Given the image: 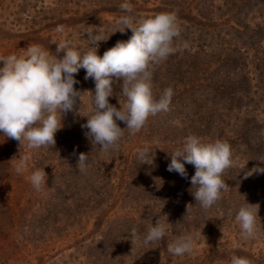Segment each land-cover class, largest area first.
Listing matches in <instances>:
<instances>
[{"label": "rangeland", "instance_id": "1", "mask_svg": "<svg viewBox=\"0 0 264 264\" xmlns=\"http://www.w3.org/2000/svg\"><path fill=\"white\" fill-rule=\"evenodd\" d=\"M201 1L129 0L133 11L124 13L120 4L125 0H0V56L22 55L31 44L55 53L62 38L71 40L72 46L83 52L89 27L105 40L98 45L97 54L102 56L117 41L130 37L117 31L120 26L116 20L121 15L139 21L176 11L181 26L175 54L153 66L160 68L159 75L153 76L154 94L159 97L164 89L173 88L172 113L168 110L149 117L134 136L125 132L119 152L109 156L101 154L99 146L87 138L78 143L77 154H89L85 172L78 169L79 174L70 180L61 174L56 178L60 171L69 169L62 159L68 149L57 139L52 148L30 150L25 143L19 145L0 132V264H118L116 260L121 258L130 264H230L233 255L264 264V229L255 238L243 239L236 220L246 201L260 205L258 215L264 224V173L246 175L254 167H264V4L260 11L253 9L250 14L251 29L256 25L262 28L256 42L249 38V31L244 35L230 29L225 34L223 26H231L234 15L233 10L224 7L228 0H214L213 17L217 15L220 20L200 28L192 8ZM59 25L64 26V33L55 31ZM184 42L187 48L182 47ZM179 57L184 72L181 78L174 74ZM233 71L235 77L230 75ZM85 75L84 69L75 75L79 83L74 88L82 93L81 99L72 111L61 113L59 131L75 121L87 122V92L94 94L95 83L92 78L85 80ZM246 77V99L237 106L230 104L221 84L230 90ZM121 84L114 82V95L109 98L117 108L118 99L124 100L118 95ZM199 115L211 117L200 120ZM117 123L122 129L126 127L123 122ZM188 135L199 136L205 142L225 140L233 150L235 165L223 175L231 191L206 212L188 187L194 166L185 164L187 178L167 170L171 153ZM145 146L155 151L152 165L141 164L138 159L137 149ZM26 154L30 155L27 171L17 174L11 160ZM40 167H44L48 178L37 191L29 176ZM61 179L70 182L63 184ZM55 183H61L62 190L57 191ZM189 204L193 207L187 210ZM180 210L182 219L174 221V212ZM162 216H167L172 227L161 242L143 246L130 241L133 228L143 236L157 219H164ZM115 225L119 226L118 239L122 243L119 256L117 252L89 251L86 244L80 245L99 239L100 231ZM186 233L195 240L193 252L183 256L169 253L168 245ZM259 257L261 262L257 261Z\"/></svg>", "mask_w": 264, "mask_h": 264}, {"label": "clouds", "instance_id": "2", "mask_svg": "<svg viewBox=\"0 0 264 264\" xmlns=\"http://www.w3.org/2000/svg\"><path fill=\"white\" fill-rule=\"evenodd\" d=\"M124 13H131L133 5L129 0L120 4ZM118 32L130 29L132 35L127 41H117L102 56L97 54L99 42L105 41L100 32L89 27L86 50L81 52L72 46V41L62 38L56 44L55 53L39 44H31L22 50V55L0 56V132L5 137L25 143L28 149L54 147L55 134L62 128L61 113L73 110L82 93L74 88L79 81L75 75L81 69L86 72L85 80L92 78L94 94L90 97L86 124V138L104 156L117 153L125 136L136 135L147 123L149 117L167 112L174 95L173 88L164 89L159 97L154 94L153 66L166 61L175 54L177 38L181 33L176 11L157 13L136 21L131 15L117 18ZM57 33H64L63 25L57 26ZM116 31V32H117ZM108 39V38H107ZM187 48V42L182 44ZM60 53H63L62 57ZM122 81L118 95L119 108L109 103L113 97V84ZM117 121L126 127L121 128ZM158 143V142H157ZM141 164H153L155 151L148 146L137 149ZM169 172L175 171L182 178L188 174L185 164H191L195 173L190 183L196 188L193 198L205 212L231 191L223 179L225 171L235 165L231 145L221 139L205 142L201 137L188 135L170 155ZM30 155L12 158L17 174L27 171ZM78 169L85 172L89 167V154L81 153ZM264 173V167H254L246 175ZM47 174L44 167L36 168L29 176L32 186L41 190L46 185ZM245 199V198H244ZM193 207L187 205V210ZM259 204L245 201L237 214L243 239L255 238L264 224L258 215ZM231 215V211H229ZM157 219L141 236L136 228L130 232V241L143 246L161 241L172 224L167 216ZM195 240L191 233L176 238L168 245V252L175 256L191 254ZM230 264H253L247 257L233 255Z\"/></svg>", "mask_w": 264, "mask_h": 264}, {"label": "trees", "instance_id": "3", "mask_svg": "<svg viewBox=\"0 0 264 264\" xmlns=\"http://www.w3.org/2000/svg\"><path fill=\"white\" fill-rule=\"evenodd\" d=\"M240 2V3H239ZM214 4V0H202L201 3H199V5L197 6H193V10L195 11L194 13V18L197 20L196 25H198L200 28L201 27H207V26H213V21L217 23V20H220L219 17H213V12H212V7ZM262 4H264L263 0H228L225 4L224 7L225 9H230L234 11V15H233V21H232V25H225L223 26V28L225 27V34H229V30L233 29L235 33L237 34H244L249 31V38H255V41L257 42L260 36H261V31L262 28L260 27V25H256L253 29H251V26L249 24V20H253L252 17L250 16L251 12H253V9H257V11H260V7H262ZM256 11V12H257ZM208 23V25H207ZM219 26V24H217ZM216 25V26H217ZM221 28V27H219ZM222 30V29H221ZM251 30V31H250ZM124 34L127 36H131L132 32L130 29H125ZM258 36V37H255ZM183 59V58H182ZM179 62L177 64H175V69L176 71L174 72V74L178 77L181 78L182 74L184 72H181L180 69V65H181V61H180V57L177 59ZM230 60V58L228 59ZM231 62H233V60H230ZM235 61V60H234ZM237 63V62H236ZM157 69V70H156ZM158 69H160L159 67H155L154 71H153V76H158L159 75V71ZM156 70V71H155ZM232 77H235V72L233 71V73L230 74ZM246 78H243L242 84H243V88L240 89V87L242 86V84H237L236 87H233L232 89L228 90L227 87H224V84H221V89L223 90V93L226 94V96L228 97L227 100L228 102L234 103L236 106L237 104H240L242 102V100L246 99V94L248 92L246 91V88H248V86L246 85ZM225 81V78H224ZM214 84H212L213 86ZM215 90V89H214ZM219 92L218 90H215V93ZM169 113H172V109L169 110ZM211 116H198V119L200 120H204L207 119ZM78 119V117H77ZM77 121L73 122L72 124L69 125V127L65 130V131H58L55 134L54 139H57V141L60 142L61 146H65L68 149V153H65V155L62 157L63 160H65L66 164H69V169H67L66 171H60V173L57 174L56 178L59 177V174H61V177H67L68 180L72 179V177H76L77 174H79L78 172V157L79 155L77 154V148H78V143L84 141L86 139L85 133L88 131L86 128L82 127V125L85 124V122H83L82 120L78 123H76ZM202 126V125H201ZM200 128V127H199ZM208 128V127H207ZM233 136H235V134L233 133ZM175 138V137H174ZM185 138V136L183 137ZM56 141V140H55ZM72 144L73 149H69L68 145ZM64 147V148H65ZM71 147V148H72ZM74 147L76 149H74ZM66 150V149H65ZM48 153L51 152L47 151ZM191 178L188 180V187H190L191 192L196 191L195 187H192L191 183H190ZM64 180H60L61 183L63 184H68V182L70 181H66L63 182ZM60 183V184H61ZM56 185V190L60 191L62 189H60V184L59 183H55ZM56 191V192H57ZM174 211H175V205H174ZM178 211V210H177ZM50 213H54L53 210ZM56 213H58L56 211ZM182 213V210H180V213L178 212H174L173 214V218L174 221H180L182 219V217L180 216ZM186 214V213H185ZM47 216V215H46ZM185 216H188V214H186ZM119 227L118 225H115V227H106L103 231L99 232V239H95L93 240V238L90 241H86L85 243H80V245H82V247H84V244H86L87 249H89V251H94V252H103L105 250V252L107 254H111V255H116L115 252H117L118 256L121 254L120 253V245L122 244L118 235V229ZM119 240V241H118ZM162 241V240H161ZM160 241V242H161ZM124 248L126 247V244H123ZM122 250V249H121ZM257 261L261 262V258L259 257L257 259ZM116 263L118 264H130V261H125L123 258L116 260Z\"/></svg>", "mask_w": 264, "mask_h": 264}]
</instances>
